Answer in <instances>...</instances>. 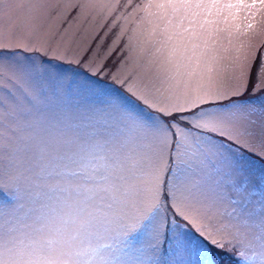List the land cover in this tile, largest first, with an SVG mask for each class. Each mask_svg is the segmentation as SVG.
<instances>
[{
    "label": "snow or ice",
    "instance_id": "6c2138e0",
    "mask_svg": "<svg viewBox=\"0 0 264 264\" xmlns=\"http://www.w3.org/2000/svg\"><path fill=\"white\" fill-rule=\"evenodd\" d=\"M264 0H0V264H264Z\"/></svg>",
    "mask_w": 264,
    "mask_h": 264
},
{
    "label": "rangeland",
    "instance_id": "374dc122",
    "mask_svg": "<svg viewBox=\"0 0 264 264\" xmlns=\"http://www.w3.org/2000/svg\"><path fill=\"white\" fill-rule=\"evenodd\" d=\"M262 51H264V49H262Z\"/></svg>",
    "mask_w": 264,
    "mask_h": 264
}]
</instances>
